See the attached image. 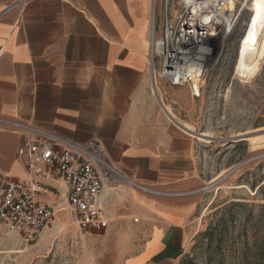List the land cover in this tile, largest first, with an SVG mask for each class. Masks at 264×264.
Masks as SVG:
<instances>
[{
	"label": "crops",
	"instance_id": "0c3cea01",
	"mask_svg": "<svg viewBox=\"0 0 264 264\" xmlns=\"http://www.w3.org/2000/svg\"><path fill=\"white\" fill-rule=\"evenodd\" d=\"M17 1L0 0V119L100 142L119 169L156 193L121 187L98 199L105 230L128 219L123 238L139 243L123 264L182 257L199 203L198 143L170 108L163 111L155 79L152 86L149 32L152 20L159 31L163 10L156 24L153 0ZM173 95L179 101L181 92ZM23 136L0 125V173L38 182L36 198L54 207L55 220L69 209L65 189L40 167L27 170L18 156Z\"/></svg>",
	"mask_w": 264,
	"mask_h": 264
},
{
	"label": "rangeland",
	"instance_id": "374dc122",
	"mask_svg": "<svg viewBox=\"0 0 264 264\" xmlns=\"http://www.w3.org/2000/svg\"><path fill=\"white\" fill-rule=\"evenodd\" d=\"M165 1L153 0L156 24ZM228 1L238 17L229 32L216 28L209 38L212 56L203 65L199 91L189 81L173 87L155 77L163 111L165 105L178 123L189 125L198 143L195 184L200 192L194 217L187 222L191 239L185 253L153 264H264V185L258 190L264 181V46L249 72L235 74L251 0ZM167 3L175 20L179 0ZM175 91L181 92L179 101ZM198 134L205 137L199 140ZM61 208L65 210L32 245L0 223V264H123L137 251L138 241L132 246L133 241L123 238L128 219H116L114 228L94 234L80 231L71 210ZM136 220L129 221L135 225Z\"/></svg>",
	"mask_w": 264,
	"mask_h": 264
},
{
	"label": "built area",
	"instance_id": "2783aa9c",
	"mask_svg": "<svg viewBox=\"0 0 264 264\" xmlns=\"http://www.w3.org/2000/svg\"><path fill=\"white\" fill-rule=\"evenodd\" d=\"M27 1L18 0L17 3L20 5ZM178 4L181 7L179 15L172 20L166 0L159 31L152 20L149 32L151 75L153 79L165 80L173 87L188 83L178 75H172L178 70L182 72V51L186 48L181 41L184 23L198 26L209 40L216 28L224 33L229 32L238 17L228 0H179ZM205 47L212 52L210 44ZM0 125L24 133L18 156L27 159L29 172L40 167L45 179L65 189L64 201L80 231L100 232L107 228L108 221L98 202L105 189L127 187L156 194L119 169L109 159L100 142L77 143L16 120L0 119ZM39 189V183L32 178L19 179L0 173V223L25 245L36 243L56 215L53 206L36 198Z\"/></svg>",
	"mask_w": 264,
	"mask_h": 264
},
{
	"label": "bare ground",
	"instance_id": "6f19581e",
	"mask_svg": "<svg viewBox=\"0 0 264 264\" xmlns=\"http://www.w3.org/2000/svg\"><path fill=\"white\" fill-rule=\"evenodd\" d=\"M229 4L231 5L230 2ZM250 7V16L238 43L234 66L235 74L249 72L258 62L264 46V0H251ZM202 31L198 26H189V24L184 23L181 41L183 45H186V48L182 51L184 63L179 62L182 66V72L178 70L172 74L178 75V78L183 79V81L191 82V88L195 92L200 89L199 78L202 75L203 65L212 56L210 50L205 47L208 45V39ZM174 60L180 61V59ZM183 128L192 132V128L187 124H183ZM201 137L205 136L203 134L197 135L199 140L202 139Z\"/></svg>",
	"mask_w": 264,
	"mask_h": 264
},
{
	"label": "water",
	"instance_id": "95a60500",
	"mask_svg": "<svg viewBox=\"0 0 264 264\" xmlns=\"http://www.w3.org/2000/svg\"><path fill=\"white\" fill-rule=\"evenodd\" d=\"M248 136H249V135H248ZM248 136H247V137H244V138H242V139H241L240 141H244L243 139H247V138H250V137H248Z\"/></svg>",
	"mask_w": 264,
	"mask_h": 264
},
{
	"label": "trees",
	"instance_id": "16d2710c",
	"mask_svg": "<svg viewBox=\"0 0 264 264\" xmlns=\"http://www.w3.org/2000/svg\"><path fill=\"white\" fill-rule=\"evenodd\" d=\"M263 184L260 186V187H258V190L264 185V181L262 182ZM263 248H264V246H263Z\"/></svg>",
	"mask_w": 264,
	"mask_h": 264
}]
</instances>
